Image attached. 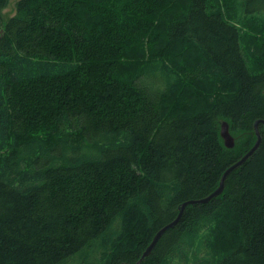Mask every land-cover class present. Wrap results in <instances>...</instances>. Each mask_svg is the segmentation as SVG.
Masks as SVG:
<instances>
[{
	"label": "trees",
	"instance_id": "16d2710c",
	"mask_svg": "<svg viewBox=\"0 0 264 264\" xmlns=\"http://www.w3.org/2000/svg\"><path fill=\"white\" fill-rule=\"evenodd\" d=\"M241 1L234 22L212 0H17L5 20L0 0V264H264L262 124L141 258L256 140L264 0Z\"/></svg>",
	"mask_w": 264,
	"mask_h": 264
},
{
	"label": "water",
	"instance_id": "95a60500",
	"mask_svg": "<svg viewBox=\"0 0 264 264\" xmlns=\"http://www.w3.org/2000/svg\"><path fill=\"white\" fill-rule=\"evenodd\" d=\"M260 124L264 125V119L259 118V119H256L254 121L253 130H254V133L256 136V140L254 141L253 145L248 149L247 152H245L238 160H236L234 163H232L230 166H228L224 170V172L222 173V175L220 177L219 184H218L217 188L214 191H212L210 194L206 195L205 197L198 198V199H188V200L180 203L176 217L172 221H170L169 223H166L165 225H163L160 229H158L156 231V233L153 235L150 243L148 244L146 249L143 251L141 258L144 256H147L151 252L153 246L155 245V243L157 242V240L159 239V237L161 236V234L164 231H166L167 229L172 228L176 225V223L179 221V219L181 217V214H182L184 208L188 204L206 203L210 199H212L213 197L222 193V191L224 189L225 179L229 175V173L232 170L239 167L244 161H246L252 155V153L258 148V146L261 142V134L259 131V125ZM220 136L223 139V143L227 148H232L234 146V142H235L234 137L230 133L229 125L226 121H222L220 124Z\"/></svg>",
	"mask_w": 264,
	"mask_h": 264
},
{
	"label": "rangeland",
	"instance_id": "374dc122",
	"mask_svg": "<svg viewBox=\"0 0 264 264\" xmlns=\"http://www.w3.org/2000/svg\"><path fill=\"white\" fill-rule=\"evenodd\" d=\"M17 0H8V2L5 4V6L2 8V14L3 19L5 20L9 16H11L15 12V3ZM215 4L220 6L222 8L223 14L231 21H236V19L239 18L240 12L244 13L242 1L241 0H212ZM259 18H264V9L257 12ZM249 20H247L248 22ZM256 20H251V22ZM246 21H242L244 28L242 32L243 34L250 32V26H248V23ZM240 24V23H239ZM247 34L244 35L245 38H247ZM244 42H246V39H244Z\"/></svg>",
	"mask_w": 264,
	"mask_h": 264
}]
</instances>
